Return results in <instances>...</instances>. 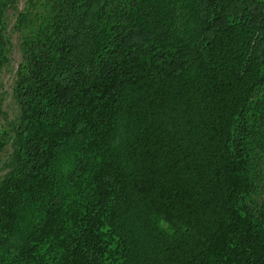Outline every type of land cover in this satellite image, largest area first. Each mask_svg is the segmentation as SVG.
<instances>
[{
	"label": "trees",
	"instance_id": "16d2710c",
	"mask_svg": "<svg viewBox=\"0 0 264 264\" xmlns=\"http://www.w3.org/2000/svg\"><path fill=\"white\" fill-rule=\"evenodd\" d=\"M13 28L0 264H264V0H25Z\"/></svg>",
	"mask_w": 264,
	"mask_h": 264
},
{
	"label": "rangeland",
	"instance_id": "374dc122",
	"mask_svg": "<svg viewBox=\"0 0 264 264\" xmlns=\"http://www.w3.org/2000/svg\"><path fill=\"white\" fill-rule=\"evenodd\" d=\"M25 0H17L16 3L7 9L5 13L6 33L8 38V64L0 68V125L7 127V121L12 120L17 112L15 101L12 97V84L15 77V70L20 61L19 35L13 28L17 11L24 6ZM11 152L10 143H6L0 152V177L6 171L5 163L8 161Z\"/></svg>",
	"mask_w": 264,
	"mask_h": 264
}]
</instances>
